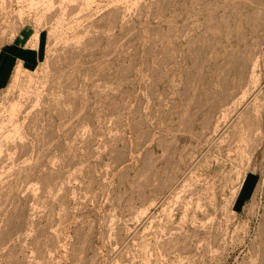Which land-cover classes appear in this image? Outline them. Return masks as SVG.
I'll return each mask as SVG.
<instances>
[{
    "label": "rangeland",
    "instance_id": "374dc122",
    "mask_svg": "<svg viewBox=\"0 0 264 264\" xmlns=\"http://www.w3.org/2000/svg\"><path fill=\"white\" fill-rule=\"evenodd\" d=\"M48 2L0 0V264H264V0Z\"/></svg>",
    "mask_w": 264,
    "mask_h": 264
},
{
    "label": "bare ground",
    "instance_id": "6f19581e",
    "mask_svg": "<svg viewBox=\"0 0 264 264\" xmlns=\"http://www.w3.org/2000/svg\"><path fill=\"white\" fill-rule=\"evenodd\" d=\"M29 1H31V3H32V4H31V8H32V9H33L34 7H38V6L36 5V3H38L39 0H38L37 2H36L35 0H29ZM43 1H47V0H43ZM48 1H50V3L48 2V4H51V5L54 4V3L52 2L53 0H48ZM64 1H65V0H64ZM73 1H74V0H73ZM35 2H36V3H35ZM40 2H41V1H40ZM61 2H62V1H61ZM87 2H88V1H87ZM88 3H89V2H88ZM42 4H43V3H42ZM35 5H36V6H35ZM39 5H40V4H39ZM29 6H30V5H29ZM44 6H45V5H44ZM48 6H49V5H48ZM42 7H43V6H42ZM46 7H47V6H46ZM50 7H51V6H50ZM50 7H49V8H50ZM48 10H49V9H48ZM50 10H51V9H50ZM21 11H22V10H21ZM46 11H47V10H45V12H46ZM20 13H21V12H20ZM47 13H48V12H47ZM41 14H42V13H41ZM65 14H66V13H65ZM60 21H61V20H60ZM55 23H56V22H55ZM37 40H38V37H37ZM231 57H232V56H231ZM253 65H254V64H253ZM255 66H257V65L255 64L254 67H255ZM241 68H242V67H241ZM255 68H256V67H255ZM21 70H22V65L20 64V65L18 66V68H17V73H16V76H15V78H14V79L17 81V83H18V81H19L20 75L22 74V73H21V72H22ZM242 70H243V69H242ZM252 70L254 71V68H253V67H252ZM255 70H256V69H255ZM256 75H257V74H256ZM253 77H254V76H253ZM255 77H256V76H255ZM257 77H258V76H257ZM257 77L255 78V81H256V80L258 81V78H259L260 76H259L258 78H257ZM252 79H253V78H252ZM259 79H260V78H259ZM255 81H254V82H255ZM14 82H15V81H14ZM258 83H259V81H258ZM254 85H257V83L255 82ZM243 86H244V85H243ZM257 86H258V85H257ZM10 88H11V87H9L7 90L9 91ZM12 88H13V87H12ZM241 89H242V88H241ZM243 92H244V91H243ZM212 93H213V92H212ZM244 94H245V93H244ZM15 102H16V101H15ZM241 103H242V102H241ZM190 104H191V103H190ZM11 107H12V109H14V108L16 107V103H14V104L12 103ZM184 111H185V110H184ZM242 112H243V111H242ZM210 113H211V112H210ZM226 113H227V112H226ZM194 118H195V116H194ZM211 120H212V119H211ZM226 121H227V120H226ZM246 121H247V120H246ZM39 123H40V122H39ZM191 124H192V123H191ZM251 124H252V123H251ZM17 125H18V124H17ZM13 127H14V128L16 127V130L14 129L15 131H13V132H14V133H15V132L17 133V132H18V131H17V126L14 125ZM203 128H204V127H203ZM12 129H13V128H12ZM219 130H220V129H219ZM208 131H209V130H208ZM13 132L9 131V133L7 132V133H8L7 135H10V136H11ZM190 132H191V131H190ZM14 133H13V134H14ZM185 133H186V132H185ZM14 135H15V134H14ZM35 136H36V135H35ZM236 137H237V136H236ZM8 138H9V137H8ZM10 138H11V137H10ZM12 138H13V137H12ZM26 151H27V150H26ZM8 153H9V152H8ZM24 154H25V153H24ZM149 163H150V162H149ZM37 164H38V163H37ZM168 182H169V181H168ZM173 182H174V181H173ZM13 185H14V184H13ZM6 188H7V187H6ZM8 189H9V188H8ZM8 191H10V190H8ZM8 191H7V192H8ZM11 192H12V191H11ZM49 192H50V191H49ZM177 195H178V194H177ZM2 196H3V195H2ZM9 196H10V195H9ZM7 201H8V200H7ZM198 204H199V203H198ZM1 211H4V210H1ZM6 211H7V210H6ZM146 212H147V211H146ZM7 213H8V212H7ZM0 217H1V215H0ZM5 217H6V216H5ZM7 217H8V216H7ZM7 219H9V217H8ZM14 220H15V219H14ZM4 221H5V220H4ZM11 221H12V220H11ZM12 222H13V221H12ZM5 223H7V222H4V224H5ZM4 224H3V225H4ZM9 224H10V222H9ZM38 224H39V223H38ZM7 225H8V224H7ZM5 226H6V225H5ZM11 226H12V225H11ZM14 226H15V225H14ZM91 229H92V228H91ZM6 230H8V228H7ZM36 230H37V229H36ZM37 231H38V230H37ZM1 236H3V235L1 234ZM11 236H12V235H11ZM51 236H52V235H51ZM53 238H54V237H53ZM2 240H3V239H2ZM37 240H38V239H37ZM22 241H23V240H22ZM43 241H44V240H43ZM35 242H36V241H35ZM31 243H32V242H31ZM36 245H37V244H36ZM0 246H1V245H0ZM131 256H132V255H131ZM5 257H6V256H5ZM5 259H6V258H5ZM17 263H18V262H17ZM17 263H16V264H17ZM114 263H115V262H114ZM117 264H119V263H117Z\"/></svg>",
    "mask_w": 264,
    "mask_h": 264
},
{
    "label": "crops",
    "instance_id": "0c3cea01",
    "mask_svg": "<svg viewBox=\"0 0 264 264\" xmlns=\"http://www.w3.org/2000/svg\"><path fill=\"white\" fill-rule=\"evenodd\" d=\"M4 46H2L1 48H0V50L3 48ZM41 55H42V49H40V51H39V53H37V63L40 61V59H41ZM23 62H24V65L26 66V63H25V61L23 60ZM36 63H33V66L35 65ZM29 66H31V65H29ZM28 66V67H29ZM7 79H8V77H6V79H5V82L7 81ZM2 86H3V84H2ZM2 86H0V87H2Z\"/></svg>",
    "mask_w": 264,
    "mask_h": 264
}]
</instances>
